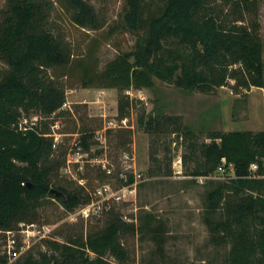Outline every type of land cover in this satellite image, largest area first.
I'll return each instance as SVG.
<instances>
[{
  "label": "trees",
  "instance_id": "16d2710c",
  "mask_svg": "<svg viewBox=\"0 0 264 264\" xmlns=\"http://www.w3.org/2000/svg\"><path fill=\"white\" fill-rule=\"evenodd\" d=\"M64 1L77 24L93 29L105 26L86 0ZM51 5L46 0H8L0 16V58L9 66L0 77L1 229L11 230L20 219L33 222L41 199L48 194L70 208L89 202L63 186L57 189L67 195L65 199L51 192L53 138L35 129H20V108L50 114L65 102L64 84L46 78V69H58L59 77L72 80L71 85L122 90L152 88L159 79L207 93L235 79L232 87L238 92L263 80L259 0H126L122 21L91 38L83 55H74L47 26ZM119 31L136 34L134 48L101 67V45ZM135 105L129 94L119 96V119L130 116ZM147 122L150 128L159 127L152 116ZM179 130L190 133L180 126ZM124 131L131 133L129 128ZM89 137L83 136L86 146ZM191 147L197 163L192 174L210 175L223 161L233 164L236 178L207 195L213 211L225 198L226 217L216 227L232 238L231 264H264V131L217 132L210 141ZM133 180L131 175L129 182ZM145 216L139 229L161 239L163 224L152 223L156 219L152 212ZM127 226L115 217L85 236L45 239L51 254L39 251L36 256L29 251L11 264H115L110 257L119 264H132L124 241ZM0 261L6 263L1 256Z\"/></svg>",
  "mask_w": 264,
  "mask_h": 264
},
{
  "label": "rangeland",
  "instance_id": "374dc122",
  "mask_svg": "<svg viewBox=\"0 0 264 264\" xmlns=\"http://www.w3.org/2000/svg\"><path fill=\"white\" fill-rule=\"evenodd\" d=\"M46 1L52 2L47 26L74 55H83L91 38L122 21L126 2L86 0L96 19L105 23L103 28L93 29L74 22L64 0ZM7 2L0 0V16ZM259 22L264 64V0H259ZM135 41L131 31L110 36L98 52L101 67L119 53L132 50ZM8 68L0 58V77ZM44 76L64 84L65 102L50 114L20 108V129H35L53 138L49 156L54 167L52 188L63 186L89 202L70 208L58 197H43L37 218L33 222L20 219L11 229L16 239L11 251L9 229L0 228V256L6 259L0 264L15 263L29 251L36 256L39 251L51 254L45 239L85 236L115 217L129 226L124 241L132 264H231L232 238L216 227L226 217L225 198L213 211L207 195L236 178L234 167L223 161L210 175L192 174L197 163L191 144L210 141L217 132L264 131V72L261 85L237 92L232 87L235 79H230L228 85L207 93L159 79L152 88L122 90L84 87L79 82L71 85L72 80L59 77L58 69H46ZM123 93L136 102L124 121L118 117V99ZM150 116L159 122L156 129L147 125ZM85 133L90 135L88 146L83 142ZM131 175L134 180L129 182ZM148 212L156 215L154 225L163 224L161 239L139 229ZM22 223L34 224L35 235L20 232ZM110 259L119 264L114 257Z\"/></svg>",
  "mask_w": 264,
  "mask_h": 264
},
{
  "label": "built area",
  "instance_id": "2783aa9c",
  "mask_svg": "<svg viewBox=\"0 0 264 264\" xmlns=\"http://www.w3.org/2000/svg\"><path fill=\"white\" fill-rule=\"evenodd\" d=\"M122 121H124V119ZM253 169H255V168H253ZM20 226H21L20 232L35 235L34 229L32 228L34 226V224H28L26 226L25 224L22 223V224H20ZM8 233L10 235L9 240H8L9 248H10L9 251H11L12 248L16 247V239L14 238L13 230H8ZM46 233H48V232H46ZM45 236H46V234H43L42 237H45Z\"/></svg>",
  "mask_w": 264,
  "mask_h": 264
},
{
  "label": "water",
  "instance_id": "95a60500",
  "mask_svg": "<svg viewBox=\"0 0 264 264\" xmlns=\"http://www.w3.org/2000/svg\"><path fill=\"white\" fill-rule=\"evenodd\" d=\"M51 192H54V193L57 194V195H61V196H63V197H66V196H65V193H64L63 191L58 190V189H56V188H52V189H51Z\"/></svg>",
  "mask_w": 264,
  "mask_h": 264
}]
</instances>
